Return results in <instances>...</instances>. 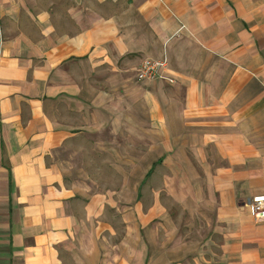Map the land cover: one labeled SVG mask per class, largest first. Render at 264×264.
<instances>
[{"label":"crops","instance_id":"obj_1","mask_svg":"<svg viewBox=\"0 0 264 264\" xmlns=\"http://www.w3.org/2000/svg\"><path fill=\"white\" fill-rule=\"evenodd\" d=\"M163 58L162 79L136 80ZM130 117L155 141L146 177L169 167L171 227L155 207L131 228L125 206L114 246L113 193L66 157L112 150ZM255 196L264 0H0V264H264Z\"/></svg>","mask_w":264,"mask_h":264},{"label":"rangeland","instance_id":"obj_2","mask_svg":"<svg viewBox=\"0 0 264 264\" xmlns=\"http://www.w3.org/2000/svg\"><path fill=\"white\" fill-rule=\"evenodd\" d=\"M141 125L138 123V117H130L128 139L125 138L127 135L125 125L123 133L115 130L112 150L109 147V140H97L98 149L93 148L94 141L92 140L90 141L92 151L87 150V153L83 152L82 155L66 157L68 160H72L78 169L74 172L76 178L91 186L92 189H95L94 191H110L113 193V224L116 231L113 238L114 246H119L121 241V229L123 227L121 215L122 212H125V206H129L131 212V221L129 222L131 228L137 229L139 227L138 211L152 216L155 207L163 212L162 216H157L158 219L162 217L163 220H159L161 224L166 228L171 227L169 226V219L171 218L170 209L172 206L167 198L169 167L167 165L157 166L146 177L150 167L159 157L154 154L155 141L153 138L143 139L140 137L143 133L140 128ZM150 135L152 136V134ZM121 136H124V138ZM87 143L89 142L87 141ZM105 144L108 147L101 150V147H104ZM71 151L76 152L79 150L74 148ZM79 168L82 170L79 171ZM154 196L161 197L159 203L153 200ZM127 202L128 204H126ZM140 204L142 206L141 210L138 209ZM158 219L156 220L158 221ZM151 220V225L148 227L150 230L153 227L152 223H154L153 219ZM180 222H185L184 217ZM179 231L185 236L184 227H180ZM197 232L201 233V230L199 228L195 229V233ZM195 237L200 238L196 234Z\"/></svg>","mask_w":264,"mask_h":264},{"label":"built area","instance_id":"obj_3","mask_svg":"<svg viewBox=\"0 0 264 264\" xmlns=\"http://www.w3.org/2000/svg\"><path fill=\"white\" fill-rule=\"evenodd\" d=\"M167 69V59L144 60L136 69V80L139 82L154 81L163 78ZM170 82V81H169ZM249 213L258 221H264V196H255L247 203Z\"/></svg>","mask_w":264,"mask_h":264}]
</instances>
